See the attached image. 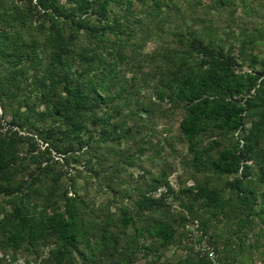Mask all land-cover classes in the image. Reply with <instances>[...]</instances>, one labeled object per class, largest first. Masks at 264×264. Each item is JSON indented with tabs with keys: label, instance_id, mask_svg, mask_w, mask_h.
<instances>
[{
	"label": "trees",
	"instance_id": "16d2710c",
	"mask_svg": "<svg viewBox=\"0 0 264 264\" xmlns=\"http://www.w3.org/2000/svg\"><path fill=\"white\" fill-rule=\"evenodd\" d=\"M256 19L264 0H0V264H264Z\"/></svg>",
	"mask_w": 264,
	"mask_h": 264
},
{
	"label": "built area",
	"instance_id": "2783aa9c",
	"mask_svg": "<svg viewBox=\"0 0 264 264\" xmlns=\"http://www.w3.org/2000/svg\"><path fill=\"white\" fill-rule=\"evenodd\" d=\"M170 186L177 188V177L174 175L170 178ZM170 188L168 185H163L159 187L157 190H154L151 195L155 199L162 198L166 196V198H170L168 193ZM186 230V238L184 239V244L193 248L194 251L201 256H205L209 258L211 261H216V251L210 241V237L204 234L201 228V222L198 219H190L189 222L185 226ZM0 257H6L8 261H11V257L9 255L5 256V254L0 252ZM18 264H26L23 259L18 261Z\"/></svg>",
	"mask_w": 264,
	"mask_h": 264
},
{
	"label": "rangeland",
	"instance_id": "374dc122",
	"mask_svg": "<svg viewBox=\"0 0 264 264\" xmlns=\"http://www.w3.org/2000/svg\"><path fill=\"white\" fill-rule=\"evenodd\" d=\"M250 1H252V2L254 3L255 6H258L261 0H250ZM241 14H242V8L238 9V11H237V18H240V17H241ZM256 21H257L262 27H264V21H263L262 19H256ZM168 28H169L170 30H172V29H173V26H172V25H169ZM230 30L233 31L235 34H234V35H231V36L229 37V36H227V33L230 32ZM226 32H227V33H224V32H223V33L221 34L222 37H223V39H224V40H228V38H229V40H231L232 42H235V43H236V49H235V51H236V54L239 55L240 41L238 40V39H239L238 36L240 35V32H241L240 27H238V26H236V25H233L232 28H227V31H226ZM155 48H156V45H155L154 43H150V44L148 45V47H147V50H148V51H154ZM255 54H258V55H260L262 58H264V46H259V47L255 50ZM244 70H249V71H250L251 69H250L249 66H245V67H244ZM158 124L160 125L161 122L159 121ZM2 127H3L2 131H3V132H6L7 129L9 128V125L7 124V121H5V120L2 121ZM157 127H158V128H162L163 126L160 125V126H157ZM177 161H178V160H177ZM73 168H74V167L72 166V167H71V172H75V170H72ZM179 172L182 173L181 170H180ZM138 173H139V172H138ZM175 176H177V175H175ZM105 197L107 198V196H105ZM103 198H104V196H103ZM174 253H175L176 255L183 256V255L186 254V250H184L182 247H180V248H179V247H173V248H171V250L168 252V255L171 256V255L174 254ZM257 264H261V262H258Z\"/></svg>",
	"mask_w": 264,
	"mask_h": 264
},
{
	"label": "water",
	"instance_id": "95a60500",
	"mask_svg": "<svg viewBox=\"0 0 264 264\" xmlns=\"http://www.w3.org/2000/svg\"><path fill=\"white\" fill-rule=\"evenodd\" d=\"M33 264H38V260H34L33 261Z\"/></svg>",
	"mask_w": 264,
	"mask_h": 264
}]
</instances>
